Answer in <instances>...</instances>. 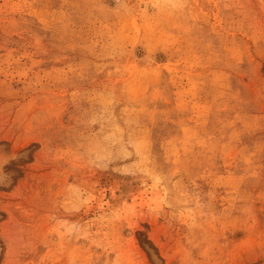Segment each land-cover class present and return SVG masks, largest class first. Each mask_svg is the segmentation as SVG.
<instances>
[{
  "label": "rangeland",
  "instance_id": "obj_1",
  "mask_svg": "<svg viewBox=\"0 0 264 264\" xmlns=\"http://www.w3.org/2000/svg\"><path fill=\"white\" fill-rule=\"evenodd\" d=\"M0 264H264V0H0Z\"/></svg>",
  "mask_w": 264,
  "mask_h": 264
},
{
  "label": "bare ground",
  "instance_id": "obj_2",
  "mask_svg": "<svg viewBox=\"0 0 264 264\" xmlns=\"http://www.w3.org/2000/svg\"><path fill=\"white\" fill-rule=\"evenodd\" d=\"M128 194V193H127ZM129 196V195H128ZM126 198H127V196H126Z\"/></svg>",
  "mask_w": 264,
  "mask_h": 264
}]
</instances>
